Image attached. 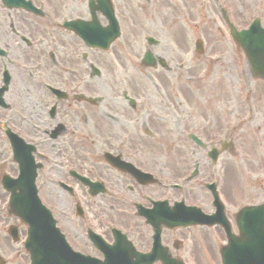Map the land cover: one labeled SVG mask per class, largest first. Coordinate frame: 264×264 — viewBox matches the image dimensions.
Returning a JSON list of instances; mask_svg holds the SVG:
<instances>
[{
  "label": "flooded vegetation",
  "instance_id": "obj_1",
  "mask_svg": "<svg viewBox=\"0 0 264 264\" xmlns=\"http://www.w3.org/2000/svg\"><path fill=\"white\" fill-rule=\"evenodd\" d=\"M34 1L35 6L44 12L42 17L22 8H7L0 0V102L2 103L0 119L12 132L33 146V157L40 165L37 172H42L46 176L42 185H39V193L44 187L54 186L52 192L48 194L57 199L58 203L54 207L48 206L56 210L57 226L74 250L101 258V253L90 240L89 234L95 232L105 241L111 242L110 226H114L121 229L138 250L146 252L151 247L153 231L151 226L135 215L136 205L142 203L144 207L151 206L148 200L143 203L141 196L144 194L153 199L163 191L159 189L160 191L157 192L156 184L140 185L133 178V169L158 175L162 179L168 178L163 177L161 170L153 168L155 156L160 154L161 157L159 148H168V152L164 151V153L173 158L174 151L180 150L182 146L150 141L154 140L157 134H170L177 126L174 120L173 100L165 98L162 101H155L153 105V101L149 102L146 100L147 97H142L146 100L142 102L138 95L133 94L125 86L124 68L115 67V61L119 60V56L114 61H107L96 54L95 51L99 50L87 46L72 30L60 27L65 21L90 20L88 0H85L83 13L77 15L65 14L61 5L52 12L45 8L41 0ZM175 1L177 0H151L154 2L152 15L156 25L164 24L160 18L163 12L168 14L173 8L179 10ZM211 1L212 6L219 8L218 19L221 21V4L219 0ZM263 1H260L262 6L257 5L258 13L261 15L264 13ZM238 2L239 0H229L230 7L227 6L230 11L229 17L237 10ZM192 4L195 5L194 0L189 1L187 7L191 8ZM239 6L243 14H251L253 11L247 4ZM204 9L200 0L199 7L194 13L201 16L200 10ZM119 10L120 8L114 4L115 16L120 24ZM11 14H15L26 28L37 26L38 31L41 32L42 29L46 33L47 37H42L37 46L46 42H57L46 52L45 50L39 52L43 62L39 61L38 69L35 68L34 63L28 62L30 57L26 53L36 50L33 48L35 38L21 27V31L18 30ZM204 17L212 23L205 13ZM100 19L104 24V18L100 16ZM166 26L171 27L173 23ZM214 27L217 28L216 25ZM156 28L160 29L158 26ZM79 48L82 49L80 52ZM103 54H109V51L106 50ZM157 57L159 56L156 55L155 58ZM104 61L105 66L108 67L105 71V66L102 65ZM94 68L98 70L96 76ZM138 69H141L143 76H147L146 78L151 81L150 90L160 93L163 89L160 82L163 84L165 81L168 84L169 80L164 74L156 75V83H154L141 63ZM106 71H111V74L107 80H103ZM31 72H35L33 78ZM102 83L107 85L108 94H94L100 91ZM30 84L32 87L29 88ZM46 86L59 89L65 94L59 95L60 99H58ZM128 86L130 87L129 83ZM125 88L128 89V94ZM124 92L129 99L134 100L133 103L126 99ZM146 103H150V106L146 107ZM178 122L181 123L179 120ZM90 123L92 128L89 127ZM188 132L197 134L194 130H186L184 135ZM78 134H81V139L76 138ZM108 136H111L110 140H107ZM99 138L102 140L100 141ZM184 139L199 148L197 144L190 142L188 137ZM142 140L146 142L141 143ZM4 143L6 144L0 142V164L4 163L8 171L6 173L12 174L15 166ZM47 151L57 160L56 165L49 164ZM145 157L148 160L142 162ZM142 163L147 164L148 167L145 169L139 167L138 165ZM49 172L53 173L50 177ZM180 176L170 177L169 180ZM177 191L183 192V190ZM178 192L170 190L161 196H167L166 199L173 202L180 198ZM186 192L187 189L183 192L185 197L180 199L183 202H186ZM0 197L3 198V195ZM81 199L90 201V205L85 206L81 203ZM64 202L67 204V211L64 210ZM225 213L228 216L233 214L232 208H226ZM132 214L134 217L131 216ZM0 220L3 221L4 218L1 217ZM189 232L192 241L189 239ZM196 232L202 237L200 241ZM2 236L4 238L0 237V241L3 243L6 237ZM223 239L222 230L217 226L161 228L160 231L161 243L172 256L180 258L185 263L207 260V255L201 248L209 247L215 241H223ZM0 264L11 263L0 258Z\"/></svg>",
  "mask_w": 264,
  "mask_h": 264
},
{
  "label": "rangeland",
  "instance_id": "obj_2",
  "mask_svg": "<svg viewBox=\"0 0 264 264\" xmlns=\"http://www.w3.org/2000/svg\"><path fill=\"white\" fill-rule=\"evenodd\" d=\"M113 1L120 8L118 16L121 21V36L110 48L109 54L95 51L96 54L101 55L107 61H114L117 56L120 57L119 60L115 61V67L122 66L124 68L125 86L133 94L138 95L142 102L146 100L153 101L152 104L154 105L157 100L162 101L165 98H170L174 103V120L177 126L172 129L173 132L171 133L168 130L170 134H157L158 136L150 142L173 143L181 145L182 148L174 151L173 158L176 160L174 163L171 162V159L169 161V156L164 153V151L168 152V148H159V153L162 154L161 157L160 154H156L158 156H155L156 161L153 168L161 170L163 177L170 178L184 174L190 169V163L195 159L201 161L198 177L187 188L186 202L197 201L205 207L206 211L210 209L208 205L210 195L204 192L205 190L200 185L199 178H211L212 173L219 174L221 178L220 191L223 199L227 202L226 207L233 210V207L242 202L259 203L264 192V83L250 76L244 55L240 48L231 42L224 27L220 29V31L222 30L221 34H219V30L212 31L213 28L207 27L212 23L214 26H221L217 14L218 7L212 6L211 0H201L205 9L200 10V16L194 13L199 7L200 0H194L195 5L192 4L191 8L187 7L188 2L191 0H180L179 10L173 8V11L168 14L163 12L160 18H162L164 24L159 23L156 25L150 15L153 12L154 2L146 4L142 0ZM247 1L239 0L237 10L231 13L230 18L237 27H243L248 21V18L240 11L239 6ZM41 2L46 9L52 12L61 5L63 12L69 15L82 14L85 4V0H41ZM219 4L230 7L229 0H219ZM253 8V5H249L250 10ZM185 12L186 14H184ZM204 13L210 17L212 23L207 22ZM155 15L158 14L155 13ZM11 16L15 20L13 21L18 30L21 27L35 38L33 48H36V50H30L26 53L30 57L28 62L34 63L33 65L38 69V63L43 62V57L39 55V52L43 50L46 52L49 48L55 46L57 42H46L41 46H37V43L41 40L40 37H47L46 33L42 29H40L41 32L38 31L37 26L26 28L15 14H11ZM262 16L264 18V14ZM171 23H173V26L167 28L166 25ZM157 26L160 29L156 28ZM198 27L202 32L205 30V33L197 35L196 30ZM206 30H209L210 33ZM147 34L153 35L160 41L159 45L151 46L150 49L155 54L163 56L170 64L171 74L164 72V75L169 79L168 84L165 81L163 84L160 82L163 86L160 93L150 90L151 87H148L150 82L146 78L147 76H143L141 69H139L141 73H137V75L133 71V68L138 69L136 65L146 46L143 36ZM53 37L56 39L55 35ZM196 37L202 41V54L194 53L193 42ZM122 45H124V48ZM105 64L104 61L102 65L105 66ZM107 68V66H105V69L103 67L104 71ZM35 72H31V78L34 77ZM109 74H111V71H106L103 80H107ZM148 74L156 80V75H160V72L149 70ZM28 87L30 88L32 85L30 84ZM100 91L94 92V94H108V87L105 83L100 86ZM142 97L147 98L144 100ZM146 104V107L150 106V103ZM91 124L89 125L90 128H92ZM228 124L234 126L231 137L232 151L231 153L223 152L215 165L210 164L202 151L184 139L186 130H194L206 140L209 138L214 139L223 126ZM80 136L81 134H78L76 138L81 139ZM110 139L111 136H108L107 140ZM99 140L101 141L102 138H99ZM87 141L89 142V139ZM145 142V140L141 141V143ZM145 160H148L147 157L141 161ZM138 166L142 169L148 167L144 163ZM3 170L8 172L6 169ZM52 175L53 173L49 172L48 176ZM45 177L40 172L38 180L41 184ZM233 185L236 186L240 194L237 197L236 194H232L235 199L224 195L225 191L226 193L231 191ZM53 188L52 185L49 188L44 187L39 195L44 203L54 207L58 201L48 194L52 192ZM161 195L157 194V196ZM81 203L85 206L90 205V201L85 199H81ZM66 206L67 204L64 202L65 211H67ZM11 222L1 220V232H5L6 226ZM0 237L4 238L2 233H0ZM201 238L199 235V241ZM208 238L214 237L209 236ZM189 239L193 240L190 232ZM220 241L217 240L216 242L219 243ZM216 249V244H214L210 250V254L214 256L213 259L208 257L207 260L194 263L191 261L192 263L188 264H219L215 254ZM0 252H2L4 258L13 261L12 264H25L24 260L26 258H24L23 249L17 243L12 244L7 239L3 243L0 241Z\"/></svg>",
  "mask_w": 264,
  "mask_h": 264
},
{
  "label": "water",
  "instance_id": "obj_3",
  "mask_svg": "<svg viewBox=\"0 0 264 264\" xmlns=\"http://www.w3.org/2000/svg\"><path fill=\"white\" fill-rule=\"evenodd\" d=\"M233 36L239 41L242 47L247 51V55L252 64L254 74L264 78V42H258L256 39L251 38V33L241 32L233 33ZM264 39V37H263ZM246 40H254L255 42L247 43ZM252 49H258L259 52H251ZM33 174L26 177L28 180L17 179L14 183L16 185H24L31 189L25 198L15 197V200H20L17 203L11 197V212L20 215L24 222L30 225L32 232H40V237L30 236L28 247L35 258L36 264H45V259H48L52 264H61L64 260L77 261L69 249L64 244L63 240L53 229V222L49 214L39 204L33 189ZM5 188H10L4 183ZM25 199V201L23 200ZM251 211V209L249 210ZM246 213V212H245ZM251 216V224L254 225L246 228L248 221L241 220L238 222L241 236L235 243L232 251V263L227 261L226 264H259L256 262L259 255L263 257L262 263L264 264V205L253 208L252 212H247L246 215ZM250 224V223H249ZM46 239V240H45Z\"/></svg>",
  "mask_w": 264,
  "mask_h": 264
}]
</instances>
